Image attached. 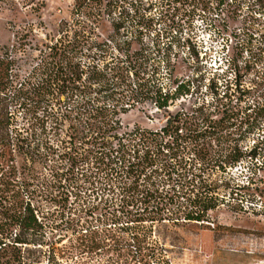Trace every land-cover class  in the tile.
Instances as JSON below:
<instances>
[{
	"label": "rangeland",
	"instance_id": "1",
	"mask_svg": "<svg viewBox=\"0 0 264 264\" xmlns=\"http://www.w3.org/2000/svg\"><path fill=\"white\" fill-rule=\"evenodd\" d=\"M66 34L86 36V64L138 52L148 91L162 84L174 99L118 114L117 132L140 131L142 151L97 178L73 159L95 141L89 115L62 114L38 94L0 110V218L10 201L30 203L45 225L12 245L14 226L0 264H264V0H0V53L20 78ZM177 113L193 122L164 134ZM220 152L246 157L221 167ZM197 190L212 206L204 219L174 220Z\"/></svg>",
	"mask_w": 264,
	"mask_h": 264
},
{
	"label": "trees",
	"instance_id": "2",
	"mask_svg": "<svg viewBox=\"0 0 264 264\" xmlns=\"http://www.w3.org/2000/svg\"><path fill=\"white\" fill-rule=\"evenodd\" d=\"M87 43L84 35L70 39L66 34L52 44H44L46 48L41 49V59L35 63L25 78H20V74L13 72L15 62L9 50L0 53V110L7 109L11 104L22 106L38 94L48 97L49 102L51 97L56 98L62 114H78L81 117L89 115V119H93L92 128L98 129V132L92 148L80 156L77 153V156L73 157L74 163L88 164L90 169L88 176L91 178L102 175L108 177L116 165L128 167V164L131 165L132 160L139 157L142 151L137 141L138 138L141 141L143 137L140 131L125 134L117 132L121 127L118 114L127 112L128 108L135 107L138 103H146L149 99H154L159 110L167 109L175 94L164 91L162 84H156L153 94L148 91L146 68L144 62L139 60V53L136 51L115 56L116 62L113 67L106 64L100 66L95 62L84 63L82 56L91 58V54L84 50V45ZM96 84H99V90H104L107 94L102 96L101 106H97L99 114L93 115L89 113L92 111L89 103L92 102L90 95ZM178 89L180 91V87ZM62 96L65 97L64 100ZM63 105L65 110L62 108ZM193 118L192 114H170L163 133L171 135L172 132L179 133L186 130L193 122ZM8 136L20 140L19 134L12 136L8 133ZM115 141L120 145L117 151ZM229 148L231 154L236 150L231 145ZM229 153H218L215 162L224 167L223 159L229 165H235L246 157L242 153L234 156H229ZM258 154L257 151H250L251 157H257ZM204 198L206 196L203 191L197 190L194 197L189 198V205H178L179 217L174 220L202 221L204 212L212 207L206 204ZM8 210V215L0 218V251L4 254L9 245L7 237L13 233L14 226L18 225L20 232H14L12 245L31 243L22 237V232H37L45 227L35 207L30 203L19 207L15 201H10ZM137 238L138 236H134V239ZM9 262L13 264L11 260Z\"/></svg>",
	"mask_w": 264,
	"mask_h": 264
}]
</instances>
